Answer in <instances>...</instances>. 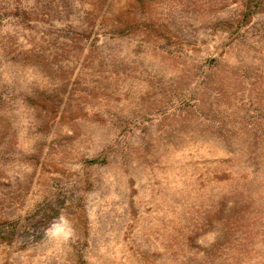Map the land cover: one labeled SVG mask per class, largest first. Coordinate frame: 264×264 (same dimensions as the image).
<instances>
[{
	"label": "rangeland",
	"instance_id": "1",
	"mask_svg": "<svg viewBox=\"0 0 264 264\" xmlns=\"http://www.w3.org/2000/svg\"><path fill=\"white\" fill-rule=\"evenodd\" d=\"M0 264H264V0H0Z\"/></svg>",
	"mask_w": 264,
	"mask_h": 264
},
{
	"label": "trees",
	"instance_id": "2",
	"mask_svg": "<svg viewBox=\"0 0 264 264\" xmlns=\"http://www.w3.org/2000/svg\"><path fill=\"white\" fill-rule=\"evenodd\" d=\"M45 14H48L47 12H45V10L40 11V18H43L45 16ZM39 16V14H38Z\"/></svg>",
	"mask_w": 264,
	"mask_h": 264
}]
</instances>
